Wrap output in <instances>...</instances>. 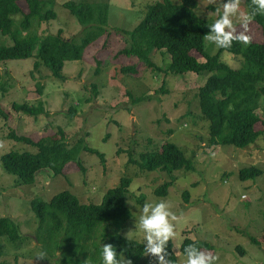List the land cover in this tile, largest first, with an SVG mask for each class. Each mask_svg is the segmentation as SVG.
<instances>
[{
    "label": "rangeland",
    "instance_id": "1",
    "mask_svg": "<svg viewBox=\"0 0 264 264\" xmlns=\"http://www.w3.org/2000/svg\"><path fill=\"white\" fill-rule=\"evenodd\" d=\"M63 1L54 0L55 18L35 25V34L42 37L58 28H62L66 38L79 34L81 27L61 5ZM87 1L109 3V33L90 44L81 59L64 62L63 80L55 79L43 64L33 70V57L0 61L2 79L7 82L6 92L0 93V109L7 116L0 114V156L10 150L36 151L31 145L7 138L11 129L37 140L54 135L61 127L69 145L82 136L84 144L102 153L103 159L81 151L79 164L70 160L57 175L42 168L28 185L16 183L15 176L7 173L0 161V216L14 220L24 235L19 247L0 237V264H60L42 253L41 245L33 239L37 228V218L30 210L33 198L48 200L55 193L68 190L81 203H99L105 192L126 175L132 178L130 184L137 185L139 196L126 193L131 217L118 229L120 235L143 243V233L135 227L134 217L143 203L163 200L176 216L171 221L175 264H181L180 244L185 237L208 242L211 249L205 252L216 257L214 264H264V134L244 148L208 145V122L201 116L197 100L204 76L159 71L157 67L165 68L170 61L163 50L150 54L155 69L146 67L136 57L119 54L125 45L119 29H131L142 19L147 5L159 0ZM220 3L221 0H198L195 11L202 18L214 19ZM19 4L26 10L24 2ZM239 9L247 11L244 0H240ZM234 31L244 32L256 41L264 39L261 27L253 20L246 30L234 22ZM7 37H0V45L12 44ZM191 53L200 63H207L196 51ZM230 60L231 67L243 66L237 57L230 56ZM129 64L135 65V73L119 72L120 66ZM36 83L43 87L42 96L36 91ZM39 97L45 113L37 117L11 108L12 102L35 104ZM134 97L141 100L135 103ZM70 106L77 110L72 119L68 117ZM259 111L264 118V100ZM165 142L176 144L187 157H192L195 170L141 171L137 165L127 163L128 153L137 157L140 152L159 149ZM249 166L259 167L262 174L239 180L241 167ZM166 181H172L167 194H154L153 190ZM138 264H155V257L144 254Z\"/></svg>",
    "mask_w": 264,
    "mask_h": 264
},
{
    "label": "trees",
    "instance_id": "2",
    "mask_svg": "<svg viewBox=\"0 0 264 264\" xmlns=\"http://www.w3.org/2000/svg\"><path fill=\"white\" fill-rule=\"evenodd\" d=\"M21 1L26 4V10L20 7ZM53 4L54 0H0V37L8 36L12 40L9 46L0 45V61L33 57V70L43 64L55 79L63 80L64 62L81 59L90 44L109 33L108 2L65 0L61 5L80 25L79 34L66 38L62 28H58L54 33L38 36L32 30L40 22L55 18ZM244 6L247 11L250 10L253 7L251 0H244ZM197 7L198 0H159L147 5L137 24L131 29H119L124 34L125 45L118 52L136 57L146 67L155 69L150 54L154 50H163L170 56V61L165 68L157 67L159 71L164 70V73L173 75L193 72L204 76V82L198 87L197 100L201 116L208 122V145L244 148L264 134V118L259 111L264 100V39L256 41L249 36L247 45L233 41L231 48L217 49L204 40L207 25L213 18L197 15ZM252 20L261 27L264 34V15L257 14ZM192 51L199 53L207 63H200ZM224 51L232 54L231 57L239 58L243 66L235 68L222 61L219 56ZM248 65L256 69H249ZM33 70L30 71L31 76ZM119 72L135 73L136 68L131 64L123 65ZM6 86L7 82L0 73V93L6 92ZM42 89V85L36 83V91L40 96L43 95ZM140 100V97L133 98L135 103ZM11 108L32 117L45 113L40 97L35 104L12 102ZM75 113L76 107L70 106L69 119ZM0 114L7 117L1 109ZM65 137L61 127L57 128L54 135L37 140L19 135L11 129L7 138L31 145L36 151H7L0 156L1 165L7 173L15 176L16 183L28 185L35 181L36 174L42 168L57 175L62 173L68 161L74 160L79 164L78 154L81 151L96 154L103 159L102 153L84 144L82 136L71 145ZM128 154L127 163L137 165L141 171L160 170L171 173L180 169L195 170L192 157H187L172 142L161 144L159 149L140 152L137 157ZM261 174L262 169L257 166L241 167L238 178L244 181ZM131 181L130 176H121L118 184L108 189L99 203H81L68 190H61L48 200L33 198L30 210L37 218L33 239L41 245L42 253L53 257L60 264H99L100 243H110L132 264H138L144 255L143 243L117 232L131 217L126 204V193ZM171 183L163 182L153 193L166 195ZM186 195L185 191L184 199ZM1 236L19 247L24 235L19 233L14 220L0 216ZM193 241L201 251L211 249L206 241L185 237L180 244L181 252L185 245ZM166 248L169 254L167 258L175 264L176 255L171 239ZM237 248L242 251L240 245ZM57 253L58 257L55 255Z\"/></svg>",
    "mask_w": 264,
    "mask_h": 264
},
{
    "label": "clouds",
    "instance_id": "3",
    "mask_svg": "<svg viewBox=\"0 0 264 264\" xmlns=\"http://www.w3.org/2000/svg\"><path fill=\"white\" fill-rule=\"evenodd\" d=\"M253 7L248 11L239 9L240 0H221L216 9V17L207 25L208 31L204 40L217 49H229L233 41L247 45L249 36L244 32L235 33L234 22L247 29V24L257 14L264 15V0H251ZM231 54L224 51L220 57L222 61L231 65ZM128 192L139 196L136 184H130ZM176 216L169 210L165 201L145 202L139 208V214L134 217V225L143 233V254L155 257V264H172L167 258L166 245L175 236L174 225L171 221ZM216 257L198 249L193 241L184 246L181 264H214ZM99 264H132L122 253L115 250L110 243H100L98 249Z\"/></svg>",
    "mask_w": 264,
    "mask_h": 264
}]
</instances>
